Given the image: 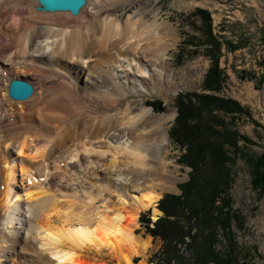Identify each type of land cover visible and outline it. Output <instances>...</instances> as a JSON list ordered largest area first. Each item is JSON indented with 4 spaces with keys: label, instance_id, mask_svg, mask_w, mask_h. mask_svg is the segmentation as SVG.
I'll return each instance as SVG.
<instances>
[{
    "label": "bare ground",
    "instance_id": "bare-ground-1",
    "mask_svg": "<svg viewBox=\"0 0 264 264\" xmlns=\"http://www.w3.org/2000/svg\"><path fill=\"white\" fill-rule=\"evenodd\" d=\"M157 1L88 0L72 16L0 0V264L28 263L21 245L31 264H147L133 263L150 242L134 233L138 214H160L156 201L179 180L166 160L174 115L143 105L176 91L167 60L179 36ZM21 76L33 94L11 100ZM105 194L113 203L91 209Z\"/></svg>",
    "mask_w": 264,
    "mask_h": 264
},
{
    "label": "rangeland",
    "instance_id": "rangeland-1",
    "mask_svg": "<svg viewBox=\"0 0 264 264\" xmlns=\"http://www.w3.org/2000/svg\"><path fill=\"white\" fill-rule=\"evenodd\" d=\"M155 4L161 17L175 27L174 29L177 30L179 36L177 45L171 49L170 57L167 60V64L174 74L175 88H172L176 91L171 93L169 97L157 96L156 94L146 95L143 97L146 100L143 105L152 107L148 103L153 102L157 106L160 102L161 108L159 111H154L151 108L154 113L167 112L174 115L173 120L168 125L169 137V132L177 115L176 97L179 93L200 91L204 76L210 65V60L205 54L203 46V27L200 19L195 16L196 10H204L212 20L213 33L219 37L220 42H223L219 64L225 73L226 80L220 94L223 98L235 100L242 107L247 108L250 114V117L243 116L234 121L238 132L252 141V144L246 145L240 142L239 145L248 156L264 153V82H258L264 74V0H158ZM226 41H230L236 49L229 50L224 45ZM243 71L253 74L254 79L241 78ZM121 101L122 105L125 104V101ZM78 106L80 107L81 104L78 103ZM92 107L96 109L92 105L89 108ZM97 109L98 113L103 112L100 108ZM170 142L171 145L166 152V160L170 164V169L173 170L175 166L178 167L176 175L179 180L172 190L163 192L160 199L165 194L179 195L178 186L188 180V173L190 172L189 167L178 162L184 150L180 149L171 139ZM249 170L250 167L243 159H239L233 167L235 173L234 183L229 190L232 198V208L240 213L243 221L242 229L234 227L235 240L240 252L237 259L239 263L244 261L246 264H264V193L260 194L253 189ZM14 179H16L14 189L17 190L23 184V177L20 175L19 170H16ZM138 193L137 190L131 191L132 196H138ZM54 194L62 202L73 201L71 198L64 197L63 194L65 193L54 192ZM109 195L105 194L103 200L95 199L91 209L100 210L102 206L112 204L114 197ZM20 196H23V193H20ZM27 201L21 199L23 203ZM158 201L154 206L162 214L157 208ZM146 217H149L151 221H155L156 217L152 214L151 208L138 214V226L134 233L142 239L149 240V248L143 259L134 257L133 263L143 260L147 264H155L149 262V260L160 248L161 241L145 233ZM6 227H9V225L5 224L4 229ZM23 228L20 229V234L29 239V234ZM218 240L215 249L223 252L227 245L225 238L220 234ZM181 250L183 256L189 257V253L184 246H181ZM20 253L25 254L26 257L23 258ZM16 255L21 261L26 260L28 262L25 264H31L37 258V255L26 245L17 248ZM104 258L100 259L98 257L93 260L90 256L88 260L93 264L115 263L113 259ZM1 260L3 261L4 258H1ZM45 260L47 264H54L55 262L53 257H50V260H47L46 257Z\"/></svg>",
    "mask_w": 264,
    "mask_h": 264
},
{
    "label": "trees",
    "instance_id": "trees-1",
    "mask_svg": "<svg viewBox=\"0 0 264 264\" xmlns=\"http://www.w3.org/2000/svg\"><path fill=\"white\" fill-rule=\"evenodd\" d=\"M203 27L204 51L210 65L201 90L179 93L175 100L176 117L169 137L184 152L178 162L190 168L188 180L180 184L179 195L165 194L157 208L162 216L151 221L145 218V233L158 238L161 246L149 262L155 264H246L238 262L240 253L234 227L243 228L240 213L232 208L229 190L234 183L233 167L239 159L250 167L251 185L264 193V153L248 156L240 142L252 141L242 136L234 125L239 117H250L247 108L221 92L226 76L219 64L221 44L213 33L209 14L195 11ZM229 50L236 47L226 41ZM241 78L254 79L242 72ZM264 82V74L259 78ZM154 111L157 106L150 102ZM155 105V106H154ZM157 107V108H156ZM220 234L225 238L223 252L215 249ZM181 246L189 253L182 255Z\"/></svg>",
    "mask_w": 264,
    "mask_h": 264
},
{
    "label": "water",
    "instance_id": "water-1",
    "mask_svg": "<svg viewBox=\"0 0 264 264\" xmlns=\"http://www.w3.org/2000/svg\"><path fill=\"white\" fill-rule=\"evenodd\" d=\"M38 11L43 12H68L73 16L78 15L80 9L86 4V0H37ZM33 92L31 85L26 82L13 80L8 85V95L13 100H25ZM162 214L155 215L156 219ZM155 219V220H156Z\"/></svg>",
    "mask_w": 264,
    "mask_h": 264
}]
</instances>
